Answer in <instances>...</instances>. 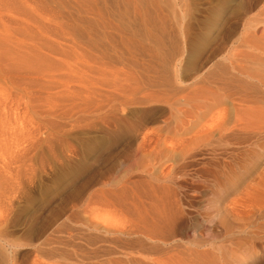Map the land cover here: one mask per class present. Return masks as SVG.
Returning a JSON list of instances; mask_svg holds the SVG:
<instances>
[{
	"label": "rangeland",
	"instance_id": "obj_1",
	"mask_svg": "<svg viewBox=\"0 0 264 264\" xmlns=\"http://www.w3.org/2000/svg\"><path fill=\"white\" fill-rule=\"evenodd\" d=\"M262 75L264 0H0V264H156L191 221L236 230Z\"/></svg>",
	"mask_w": 264,
	"mask_h": 264
},
{
	"label": "bare ground",
	"instance_id": "obj_2",
	"mask_svg": "<svg viewBox=\"0 0 264 264\" xmlns=\"http://www.w3.org/2000/svg\"><path fill=\"white\" fill-rule=\"evenodd\" d=\"M156 36L159 35L156 33ZM157 37L156 39L163 38ZM258 92L253 93L254 96L251 97V120H249L252 135L255 138L259 137L261 143L256 144L259 147L254 150L250 158L247 172L249 183L243 190L238 189V195L232 207L230 206L237 221L236 230L230 231L226 228L212 234L214 222L206 216L202 223V232L196 234L198 226L191 221L190 234L187 236L188 247L182 252L171 251L172 254L168 252L169 258L166 257L167 260L159 258L156 264H264V95L261 94L263 92L260 91L261 95ZM240 172L236 175L239 184L243 180ZM169 217L171 219V216ZM169 224L168 222L167 225ZM216 227L218 228L219 225L217 224Z\"/></svg>",
	"mask_w": 264,
	"mask_h": 264
}]
</instances>
